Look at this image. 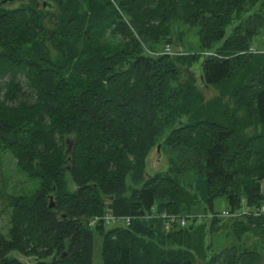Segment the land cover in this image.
Returning <instances> with one entry per match:
<instances>
[{
  "label": "trees",
  "instance_id": "1",
  "mask_svg": "<svg viewBox=\"0 0 264 264\" xmlns=\"http://www.w3.org/2000/svg\"><path fill=\"white\" fill-rule=\"evenodd\" d=\"M6 5L0 148L38 186L0 208V264H93L96 235L102 264L264 260V0ZM167 45L184 53H149ZM157 145L166 168L151 173ZM107 209L133 219L89 225Z\"/></svg>",
  "mask_w": 264,
  "mask_h": 264
},
{
  "label": "rangeland",
  "instance_id": "2",
  "mask_svg": "<svg viewBox=\"0 0 264 264\" xmlns=\"http://www.w3.org/2000/svg\"><path fill=\"white\" fill-rule=\"evenodd\" d=\"M21 1L22 0H18L10 5H6L5 7L6 8L17 7L20 5ZM41 1L42 0H38L39 6H41ZM194 38L189 39L191 45H194V43H192V40H195L196 43V39ZM257 43H258L257 46L262 51H264V36H259ZM186 50L189 51L190 49L186 47ZM190 68H191L190 72L197 77L199 74L198 63L192 65ZM196 84L205 98H210L213 97L215 94H217V90L214 87L206 88L198 78L196 80ZM164 159H165L164 155H161L160 152L156 151V148H153L147 160V165L150 172L153 173L166 168ZM37 186H38V182L35 179L29 178L22 171H20V169L16 165V159L13 157V155L9 151L0 148V208L5 209L4 205L6 203L7 195L28 194L33 192L37 188ZM197 213L203 215L201 214V212H197ZM224 220L226 221L227 219ZM6 221H7V216L3 214L2 218L0 219V226L4 227ZM209 237L210 236L206 234L205 236L206 244H210ZM253 238L254 237L250 236L248 240H253ZM100 244H101L100 237L96 235L94 253H93V264H102L101 255H100ZM10 255L17 257L19 260L23 262H31L33 260L31 257H25L17 251L10 252ZM194 264H206V261L205 259L197 258L195 259ZM257 264H264V260H262V258L261 259L259 258Z\"/></svg>",
  "mask_w": 264,
  "mask_h": 264
},
{
  "label": "built area",
  "instance_id": "3",
  "mask_svg": "<svg viewBox=\"0 0 264 264\" xmlns=\"http://www.w3.org/2000/svg\"><path fill=\"white\" fill-rule=\"evenodd\" d=\"M251 51H255L253 48H251ZM149 52V51H148ZM152 53L153 55H159V54H168V55H181L184 53L183 49L181 47H176V48H171L170 46H165L162 51L160 52H149ZM208 54H211L208 52ZM262 190L264 192V181L262 183ZM261 209L264 211V205L261 206ZM222 216H227L228 212L226 210H223L221 212ZM200 216V215H198ZM144 217H156V218H161L165 220V223L169 226H177V227H186L190 223L191 220L195 216L191 215H186V214H180V213H156L153 211L149 215H144ZM133 219L132 216L130 215H122V214H113L110 209H107L102 215H94L93 217L90 218L89 220V225L93 226L97 224L98 222H102L106 225H123L126 226L128 225L131 220Z\"/></svg>",
  "mask_w": 264,
  "mask_h": 264
},
{
  "label": "water",
  "instance_id": "4",
  "mask_svg": "<svg viewBox=\"0 0 264 264\" xmlns=\"http://www.w3.org/2000/svg\"><path fill=\"white\" fill-rule=\"evenodd\" d=\"M16 1H18V0H0V6L1 5H3V4H12V3H14V2H16ZM44 5L45 6H49V3L47 2V1H44ZM71 147H72V141H71V139L70 138H67L66 139V148H65V152L66 153H69L70 151H71ZM159 150H160V146L159 145H157V147H156V151L157 152H159ZM54 204H53V201H52V197L50 196L49 197V206L51 207V206H53Z\"/></svg>",
  "mask_w": 264,
  "mask_h": 264
}]
</instances>
